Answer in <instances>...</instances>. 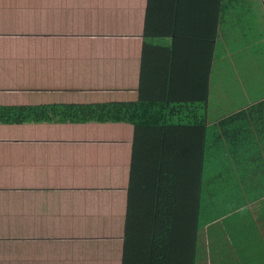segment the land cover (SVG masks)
Returning <instances> with one entry per match:
<instances>
[{"label":"crops","instance_id":"obj_1","mask_svg":"<svg viewBox=\"0 0 264 264\" xmlns=\"http://www.w3.org/2000/svg\"><path fill=\"white\" fill-rule=\"evenodd\" d=\"M206 81L198 249L264 264V0H0L2 106L53 114ZM69 120L0 124V264H122L134 127Z\"/></svg>","mask_w":264,"mask_h":264},{"label":"trees","instance_id":"obj_2","mask_svg":"<svg viewBox=\"0 0 264 264\" xmlns=\"http://www.w3.org/2000/svg\"><path fill=\"white\" fill-rule=\"evenodd\" d=\"M188 86L179 89L168 84L166 92L153 90L147 98L141 92L136 103L55 107L53 114L43 107L0 105V124L41 123L60 115L75 122L132 125L122 264H196L203 212L206 108L216 101L207 81L202 94L201 85ZM191 89L194 97H187Z\"/></svg>","mask_w":264,"mask_h":264},{"label":"rangeland","instance_id":"obj_3","mask_svg":"<svg viewBox=\"0 0 264 264\" xmlns=\"http://www.w3.org/2000/svg\"><path fill=\"white\" fill-rule=\"evenodd\" d=\"M215 101L217 103V100H215ZM211 105H215V104L213 103ZM216 214L217 213H215V215ZM209 217H211V216H209V212H207L205 216L203 214L201 215L200 222H199V224L201 226L200 234H202V232H203L202 227L206 223L207 219H209ZM203 255H204L203 250L201 248H199L198 252H197V263L196 264H207L206 259L203 258Z\"/></svg>","mask_w":264,"mask_h":264}]
</instances>
